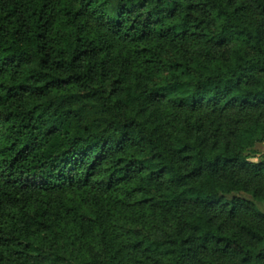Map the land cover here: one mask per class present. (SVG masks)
Instances as JSON below:
<instances>
[{
  "label": "trees",
  "instance_id": "16d2710c",
  "mask_svg": "<svg viewBox=\"0 0 264 264\" xmlns=\"http://www.w3.org/2000/svg\"><path fill=\"white\" fill-rule=\"evenodd\" d=\"M251 2L260 23L245 22L247 7L229 0H0V264H87L59 246L66 228L104 242L108 264H128L131 248L113 236L110 213L135 201L197 207L187 231L139 240L153 262L142 264H187L197 249L201 264H264L262 224L241 219L230 232L210 213L264 220L253 204L226 198L246 192L264 204V192L236 172L215 177L232 167L264 177V161L245 154L264 143V124L248 123L233 146L214 150L199 137L169 145L145 121L146 104L165 100L264 106V0ZM187 38L240 44L211 69L175 60L152 82L163 44Z\"/></svg>",
  "mask_w": 264,
  "mask_h": 264
},
{
  "label": "rangeland",
  "instance_id": "374dc122",
  "mask_svg": "<svg viewBox=\"0 0 264 264\" xmlns=\"http://www.w3.org/2000/svg\"><path fill=\"white\" fill-rule=\"evenodd\" d=\"M197 3L199 0H195ZM231 5L236 7L245 5L247 9L240 11L245 22L260 23L263 16L254 7L251 0H229ZM204 15H208L210 10H201ZM212 16V15H211ZM215 21L210 19L208 30L213 32ZM264 32V24H262ZM156 39L153 40L155 42ZM240 44L239 40H232L221 45H214L205 38H187L178 41H169L163 44L160 49V69L155 70L152 82L163 80L168 74L169 63L175 60L190 65L194 70L206 67L211 69L212 63L219 59H225L232 52L233 48ZM120 72L122 68L118 66ZM136 62L133 60L128 68L130 77L133 78L136 70ZM145 121L152 127L162 139L171 144L176 138L188 136L189 138L199 137L205 147L217 150L227 144L233 146L241 129L248 123L264 124V106L259 107H228L220 106L214 109L213 106L206 104L197 109L190 107L174 106L169 101H163L159 106L146 104ZM249 160L260 162L264 161V143H256L254 147L246 151ZM219 172V173H218ZM215 174L217 179H226L236 172L238 177L246 178L252 190L264 192V177L257 178L249 176L236 168L220 170ZM227 199L239 198L245 203L253 204L260 211L264 212V204L253 199L251 194L246 192H235L226 196ZM197 210L192 205H183L177 209L166 210L162 207L150 203L133 202L127 206H120L111 213V228L113 236L118 237L122 245L131 248L128 256V264H142L138 261L147 260L144 252L140 249L139 240L141 239H163L173 235L176 231H187L186 219L190 213ZM217 223H221L226 231H235L238 223L243 219L252 224H262L264 220L255 214L244 213V215L231 218L217 209H211ZM77 230L61 229L59 231V246L74 253L77 259L87 264H108L111 262V253L105 254V244L101 241L82 240ZM203 254L199 250L190 253L187 264H201ZM153 263L152 260H147ZM222 264H241L237 259L222 258Z\"/></svg>",
  "mask_w": 264,
  "mask_h": 264
}]
</instances>
